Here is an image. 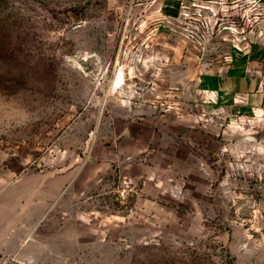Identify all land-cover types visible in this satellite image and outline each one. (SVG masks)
Masks as SVG:
<instances>
[{
  "label": "rangeland",
  "instance_id": "rangeland-1",
  "mask_svg": "<svg viewBox=\"0 0 264 264\" xmlns=\"http://www.w3.org/2000/svg\"><path fill=\"white\" fill-rule=\"evenodd\" d=\"M236 46L264 48V0H0V199L30 206L27 264H264V108L200 86Z\"/></svg>",
  "mask_w": 264,
  "mask_h": 264
},
{
  "label": "crops",
  "instance_id": "crops-1",
  "mask_svg": "<svg viewBox=\"0 0 264 264\" xmlns=\"http://www.w3.org/2000/svg\"><path fill=\"white\" fill-rule=\"evenodd\" d=\"M200 86L220 106L231 108L235 113H259L264 108V48L245 50L236 46L225 65L202 74ZM17 186L0 188V195H11ZM30 212V206L24 208L21 210L24 217L18 219L16 207L0 199V264H8L11 259L19 264L29 263L36 244L33 242L36 222L29 223Z\"/></svg>",
  "mask_w": 264,
  "mask_h": 264
}]
</instances>
